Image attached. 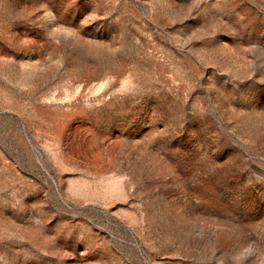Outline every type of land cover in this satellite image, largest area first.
<instances>
[{"label": "rangeland", "instance_id": "obj_1", "mask_svg": "<svg viewBox=\"0 0 264 264\" xmlns=\"http://www.w3.org/2000/svg\"><path fill=\"white\" fill-rule=\"evenodd\" d=\"M0 264H264V0H0Z\"/></svg>", "mask_w": 264, "mask_h": 264}]
</instances>
